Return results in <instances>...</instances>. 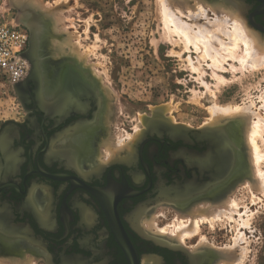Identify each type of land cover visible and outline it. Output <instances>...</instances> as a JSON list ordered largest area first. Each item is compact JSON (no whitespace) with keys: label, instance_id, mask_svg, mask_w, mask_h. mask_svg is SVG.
<instances>
[{"label":"flooded vegetation","instance_id":"af4514ba","mask_svg":"<svg viewBox=\"0 0 264 264\" xmlns=\"http://www.w3.org/2000/svg\"><path fill=\"white\" fill-rule=\"evenodd\" d=\"M238 2L264 36V0ZM44 56L30 57L17 87L27 115L0 129V214L17 236L13 245L47 264H131L107 214L112 202L138 264H211L207 253L156 243L139 220L150 205L189 204L248 168L240 129L158 122L128 156L99 162L106 126L95 79L80 63Z\"/></svg>","mask_w":264,"mask_h":264},{"label":"rangeland","instance_id":"374dc122","mask_svg":"<svg viewBox=\"0 0 264 264\" xmlns=\"http://www.w3.org/2000/svg\"><path fill=\"white\" fill-rule=\"evenodd\" d=\"M231 1L238 3L239 0ZM189 3L190 7L195 4ZM159 6L157 0H0L2 19L25 28H29L26 21L35 19L42 28L38 51H44V57L80 63L81 68L95 79L104 98L106 126L97 155L99 162L128 156V153H120L115 157L113 154L117 152L114 151L111 159L108 158L109 151L105 150L103 142L118 145L120 139L122 146L126 144L127 147L131 141L135 144L151 124L161 122L169 127L174 124L176 129L203 130L213 120L211 107L214 106H244L255 122L259 117L264 119V68L240 70L237 68H242L240 64L231 59L223 63V69L215 68L210 59L203 60L199 53L196 54L193 46L186 50L177 36L166 39ZM29 33L31 36V31ZM26 115L14 86L0 80V129L7 123L21 121ZM244 138L245 133L241 131L243 142ZM258 139V146L264 152V134ZM261 167L264 172V161ZM242 187L234 193L239 208L232 220L224 216L211 226L203 222L198 231L200 234L186 239L181 248L196 252L197 246L204 245L203 241L207 243L205 247L212 245L213 248L206 247L208 251H222L220 249L235 245V249L228 248L232 252L225 254V260L213 264L221 261L236 264L231 263L235 258L240 259L237 264H264V194L252 192L248 186ZM162 203L147 207L139 226L147 230V224L143 222L154 215L157 228L166 229L170 239V230L178 225L180 214L173 206L164 207ZM245 222L249 223L245 225ZM238 236H241L240 241ZM4 240H0V249L20 259L21 264H47L33 251L18 250V242L13 245L16 239ZM234 241H238L237 244ZM240 253L243 258L237 255Z\"/></svg>","mask_w":264,"mask_h":264},{"label":"bare ground","instance_id":"6f19581e","mask_svg":"<svg viewBox=\"0 0 264 264\" xmlns=\"http://www.w3.org/2000/svg\"><path fill=\"white\" fill-rule=\"evenodd\" d=\"M157 1L158 2L160 1L159 7H161V9L159 8V11L160 10L161 11L159 13H161L160 17L161 19H163L164 29H165L164 31L166 32L165 35L167 36L166 39L168 37L177 36L178 39L184 45V48H186V50L189 49L188 48L189 46H193L194 47L193 49H195L196 54L199 53L203 60L210 59L209 61L212 62V65L218 69L222 68L223 63L228 59L237 61L242 67V68L237 67L240 70L249 68L252 69L253 71L254 70L257 71L259 69L264 68V36H262L256 29L254 30L249 25L243 10L244 8L240 5L241 3L238 4L239 2L235 3L231 0H157ZM191 1L195 3L194 6L192 7H190L189 5L190 4L189 2ZM176 12L179 14V16ZM210 13H212L213 16L212 18H210ZM198 19H200L199 21L201 22H199ZM202 19L206 21L202 22ZM26 23L30 28L33 27L37 31H41L42 29L36 23L35 19L26 21ZM65 44L62 45L65 46ZM69 44L70 42L68 43V45ZM225 65L228 66L227 64ZM239 69L237 71L242 73V71H240ZM219 79L221 81V78ZM262 101H263L262 108H264V97ZM242 107H238V106L211 107V114L213 120L211 121V124L208 126L218 127V126L226 125V123H230V124L233 123L236 127L240 129V131H242V133H245L244 142L242 139L240 140L241 141L240 147L244 157H246L247 159L248 168L238 173V175L235 176V178L232 179L229 184L217 189L211 195H207L205 197L202 196V198L197 199L189 204H182V205L172 204L171 206H173V208L177 211L178 215L179 214L180 215L177 217L179 221L177 223L178 225L173 226V230L169 229L171 232L170 239L167 238L168 236H166L167 235L166 229L157 228L155 224L156 221H154V217H153L154 215L152 216V219L150 220L148 219L147 222H143L144 224H147L146 225L147 230L145 231L152 238L158 241L159 240L164 241V243H169L174 247H183L184 241L186 239L195 236L198 233L199 228L201 227L200 225L203 222L204 223L207 222L211 226L214 223H216L217 220L221 221L222 217L225 218L226 216H228V218L226 219L232 220L231 218L232 215L236 214L235 210L239 208L238 203L234 199V193L235 192L237 193L238 187L241 188V186H244L242 188H245L248 186V188L252 192H258V194L261 192L262 194H264L263 193L264 172L261 167L262 162L264 161V152H262L263 150L260 149L257 142V140H259L258 138H261L264 134V119H261L259 117L257 118L258 121L255 122V120H253L252 118V115L250 114V111L246 109L247 107L244 108ZM252 113L254 112L252 111ZM256 117L257 116H255V118ZM138 133L139 131L136 133L135 136H138ZM129 139L132 140L131 137H129ZM120 141L121 140L119 139L118 142L120 143ZM119 143L118 145L117 144L115 145L114 142L110 144H108V141L103 142V146L105 147V150L107 152L108 151L110 152V153L108 152L109 154L107 153V156L109 155L108 158L111 159V155L113 154L114 151L117 152L113 154L115 157L120 153L130 154L131 151H133L134 144L132 143V141L130 144H128L127 147L126 144H124L126 148L122 146L123 143L120 144ZM166 205H170V204H163L164 207ZM236 211H238V209ZM244 220L245 219H243L242 221ZM248 223L249 222H245V225ZM245 225L242 224V226ZM238 237L240 239L239 238L237 239L240 241L241 236ZM7 238H13V237L10 236ZM4 239L5 238L0 235V240H4ZM201 239L204 240V238ZM237 242L235 243L237 244ZM205 243L203 241L204 245H202L201 242L199 246L202 245L203 247L197 246V249L195 248L196 249L195 251L202 252L204 254L207 253L206 255H208V257L211 258V264L218 262L219 260H225L224 259L226 257L225 254L227 255L228 252L231 251L228 250L229 247L224 248L227 250L220 249L222 251H217L219 249L217 250L214 249L215 251H213V249L211 251H208L206 247L208 246L212 247V245H208L205 247ZM234 246L230 247L229 249L234 248ZM216 251L218 254L215 253ZM244 251L245 250H243V253ZM243 253L237 255L240 258H243L242 257ZM239 260L235 258L231 260V263L236 262L237 264ZM224 262L226 261L223 262L221 261L220 264H223ZM0 264H21V263H20V259H15L13 255H10V253L8 254V252L6 253L5 251H2L0 249ZM227 264H230V262H227Z\"/></svg>","mask_w":264,"mask_h":264},{"label":"built area","instance_id":"2783aa9c","mask_svg":"<svg viewBox=\"0 0 264 264\" xmlns=\"http://www.w3.org/2000/svg\"><path fill=\"white\" fill-rule=\"evenodd\" d=\"M30 43L27 28L9 23L0 17V80L15 86L29 73V63L24 58Z\"/></svg>","mask_w":264,"mask_h":264},{"label":"water","instance_id":"95a60500","mask_svg":"<svg viewBox=\"0 0 264 264\" xmlns=\"http://www.w3.org/2000/svg\"><path fill=\"white\" fill-rule=\"evenodd\" d=\"M251 22L254 24V26L256 25L255 22H254L253 17L251 18ZM30 31H31V36H30L29 48H28L27 52L24 54V58L27 61H29V62H31V58L30 57H34L35 54L37 53L38 49L40 48L41 39H42L41 38L42 31H37L33 27L30 28ZM17 87H18V84L14 86V89H15L16 92H18L17 91L18 90ZM184 130L185 131H193L191 129H188L187 127H184ZM201 131L207 133L209 131V128L206 127L205 129H203ZM134 194H137V192H134ZM107 214H108V217L110 219V222L111 223L113 222L114 229H115V234H116V237H117V240H118L119 244L121 246H123L127 250V254H128V256H130L129 257L130 258L129 259L130 263L131 264H138L137 261H135L132 258V255H131L129 249L127 248V246L131 245V242L126 237V235L124 233V230L122 228V225H121V223L119 221L115 203H112V202L110 203L109 208L107 209ZM13 231L14 230H11V226H10L8 220L6 218H4L3 216H1V214H0V235L3 236L4 238H6L5 236H9V237L11 236V237H13V238H11V240H15V239L17 240V236H15ZM151 239L154 240L153 238H151ZM154 241L156 243H161L163 245L164 244L168 245L166 243H163L160 240L159 241L158 240H154Z\"/></svg>","mask_w":264,"mask_h":264}]
</instances>
